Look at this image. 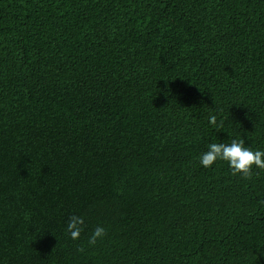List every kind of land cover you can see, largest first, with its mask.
<instances>
[{
    "label": "trees",
    "instance_id": "16d2710c",
    "mask_svg": "<svg viewBox=\"0 0 264 264\" xmlns=\"http://www.w3.org/2000/svg\"><path fill=\"white\" fill-rule=\"evenodd\" d=\"M232 139L264 150V0H0V264H264V170L199 163Z\"/></svg>",
    "mask_w": 264,
    "mask_h": 264
},
{
    "label": "clouds",
    "instance_id": "9594fccd",
    "mask_svg": "<svg viewBox=\"0 0 264 264\" xmlns=\"http://www.w3.org/2000/svg\"><path fill=\"white\" fill-rule=\"evenodd\" d=\"M208 122L216 124V116L210 114ZM217 161L225 162L232 175H239L243 179H249L253 167L264 170V150L246 147L242 139H232L230 143H211L199 156V163L204 168L212 167ZM84 226V219L81 216L71 215L66 224V232L73 240H79ZM105 236V228L97 226L88 244L95 245L98 240Z\"/></svg>",
    "mask_w": 264,
    "mask_h": 264
}]
</instances>
